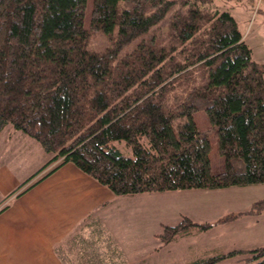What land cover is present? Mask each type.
Wrapping results in <instances>:
<instances>
[{"label":"trees","instance_id":"1","mask_svg":"<svg viewBox=\"0 0 264 264\" xmlns=\"http://www.w3.org/2000/svg\"><path fill=\"white\" fill-rule=\"evenodd\" d=\"M88 2L0 0V130L52 154L33 176L73 162L117 195L264 183V62L235 16L214 0H92L87 24ZM198 110L216 128L220 172ZM263 212L264 198L216 224ZM212 225L183 215L161 241ZM243 253L264 264V245L190 264Z\"/></svg>","mask_w":264,"mask_h":264},{"label":"crops","instance_id":"2","mask_svg":"<svg viewBox=\"0 0 264 264\" xmlns=\"http://www.w3.org/2000/svg\"><path fill=\"white\" fill-rule=\"evenodd\" d=\"M245 1L250 0L213 4L238 21L239 14L246 13L241 6ZM51 156L38 140L12 124L0 130V264H72L69 248L78 243L100 252L101 258L110 251L130 259L129 249L135 246L129 245L136 244L134 225L142 206L139 195H117L73 162L45 174L53 162L33 176ZM87 232L91 241L84 239Z\"/></svg>","mask_w":264,"mask_h":264},{"label":"rangeland","instance_id":"3","mask_svg":"<svg viewBox=\"0 0 264 264\" xmlns=\"http://www.w3.org/2000/svg\"><path fill=\"white\" fill-rule=\"evenodd\" d=\"M217 6L216 3L212 4ZM246 13L239 14L238 21L245 41L254 51L256 59L264 61V2L245 1ZM250 8V9H249ZM92 0H89L86 20L90 18ZM249 9V10H248ZM242 11V10H241ZM108 43L103 34H94L91 46L102 49ZM195 119L200 129L208 132L211 143L213 170H224V157L218 152L217 131L209 121L205 110H198ZM125 154L131 149L124 142L118 143ZM141 204L137 225H134L135 245H129V258L109 255L101 258L100 252L85 248L82 243L71 247L72 264H190L203 257L228 252L233 249H252L264 245V216L245 214L228 223H218L220 217L232 212L248 209L251 204L264 198V183L233 185L223 188H191L163 192L138 193ZM183 215L197 222L213 223L207 230H196L180 236L169 243L161 241L164 225L177 224ZM120 219L126 220L121 217ZM126 223V221H125ZM125 229H131L125 225ZM90 240L91 234H83ZM91 241V240H90ZM93 246V245H92ZM94 247V246H93ZM246 253L221 259L215 264H242ZM134 260V261H132ZM100 262V263H97Z\"/></svg>","mask_w":264,"mask_h":264}]
</instances>
